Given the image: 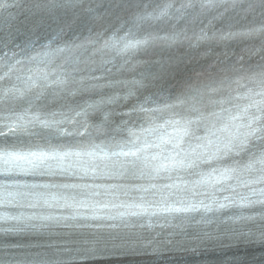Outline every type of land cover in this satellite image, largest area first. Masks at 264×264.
<instances>
[{"label": "snow or ice", "instance_id": "snow-or-ice-1", "mask_svg": "<svg viewBox=\"0 0 264 264\" xmlns=\"http://www.w3.org/2000/svg\"><path fill=\"white\" fill-rule=\"evenodd\" d=\"M10 8L32 26L17 27ZM0 10V208L73 209L0 213V237L26 238L0 240V264H146L206 241L234 246L222 237L264 249V0H0ZM182 64L199 67L177 80ZM101 187L128 197L112 205L128 211H75L108 208L91 199ZM126 215L171 216L180 231L101 223ZM213 223L221 235L189 231Z\"/></svg>", "mask_w": 264, "mask_h": 264}]
</instances>
